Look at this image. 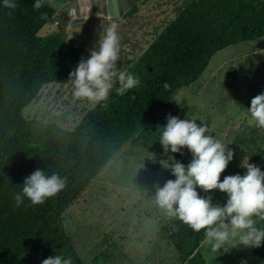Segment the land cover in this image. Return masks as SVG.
I'll return each instance as SVG.
<instances>
[{
  "label": "trees",
  "instance_id": "16d2710c",
  "mask_svg": "<svg viewBox=\"0 0 264 264\" xmlns=\"http://www.w3.org/2000/svg\"><path fill=\"white\" fill-rule=\"evenodd\" d=\"M10 2L16 7L0 0V264H42L55 255L84 264L64 226L66 210L156 109L173 111L176 92L195 83L217 52L264 37V0H189L127 69L140 84L119 96L115 83L107 102L89 110L73 130L28 120L22 112L45 85L70 81L83 49L39 35L54 15L43 0L40 9L33 8L35 0ZM252 99L239 100L249 108ZM172 156L187 165L182 151ZM36 169L57 173L66 186L43 204L25 197L17 207L14 196ZM165 232L187 264L206 263L198 250L204 230L177 220ZM250 249L264 260V242Z\"/></svg>",
  "mask_w": 264,
  "mask_h": 264
},
{
  "label": "rangeland",
  "instance_id": "374dc122",
  "mask_svg": "<svg viewBox=\"0 0 264 264\" xmlns=\"http://www.w3.org/2000/svg\"><path fill=\"white\" fill-rule=\"evenodd\" d=\"M54 11L40 36H54L82 47L87 59L99 37L116 23L120 38L119 71L127 69L149 48L189 0H133L118 17L107 14L79 16L61 14L74 0H43ZM115 84V83H114ZM232 91L235 97L229 96ZM71 81L45 85L36 101L23 109V116L73 130L97 104L73 96ZM264 93V37L217 52L202 76L174 95L173 111L156 109L151 118L125 143L90 185L69 206L64 226L84 264H187L168 239L165 229L177 219L167 218L155 203V191L175 177L160 161L173 156L159 143L166 117L194 119L209 128L233 151V159L221 174L243 175L241 164H255L264 172V129L248 122L247 107L239 100ZM188 164L191 153L182 150ZM213 204L223 206L227 196L219 190L204 193ZM226 244L225 250L232 246ZM213 252L206 239L199 252L205 264H264L250 247L238 245Z\"/></svg>",
  "mask_w": 264,
  "mask_h": 264
},
{
  "label": "clouds",
  "instance_id": "9594fccd",
  "mask_svg": "<svg viewBox=\"0 0 264 264\" xmlns=\"http://www.w3.org/2000/svg\"><path fill=\"white\" fill-rule=\"evenodd\" d=\"M4 5L16 7L10 0H4ZM42 6V0H35L34 9ZM117 27L112 23L99 37L89 57L81 59L69 73L74 98L99 104L107 102L114 83L118 82L116 94L119 96L140 84L139 77L117 69L120 52ZM164 88L168 89L169 85L165 83ZM247 112L249 124L264 129V93L251 100ZM166 120V125L158 127L162 130L159 143L164 153H178L187 148L192 159L187 165L173 158L171 162L160 161L162 168L170 170L175 179L156 188L157 206L167 218L177 219L195 232L204 230L213 252L225 250L224 246L232 241L236 242L231 247H261L264 228L257 225L264 222V172L243 160L241 166L246 169L243 175H228L221 181V174L233 159V151L210 134L207 126L194 119L169 115ZM65 186L66 179L57 173L45 175V171L36 169L24 179L22 192L14 196L16 206L19 207L25 197L33 205L43 204ZM197 188L206 194L213 190L225 193L226 203L213 204L211 197L201 196ZM42 264H72V258L55 255L44 259Z\"/></svg>",
  "mask_w": 264,
  "mask_h": 264
},
{
  "label": "water",
  "instance_id": "95a60500",
  "mask_svg": "<svg viewBox=\"0 0 264 264\" xmlns=\"http://www.w3.org/2000/svg\"><path fill=\"white\" fill-rule=\"evenodd\" d=\"M90 1L92 0H74L64 6L65 9H77L80 7L87 8L89 12ZM104 2V11L103 13L111 17H118L121 13L128 11L132 5L133 0H100Z\"/></svg>",
  "mask_w": 264,
  "mask_h": 264
},
{
  "label": "flooded vegetation",
  "instance_id": "af4514ba",
  "mask_svg": "<svg viewBox=\"0 0 264 264\" xmlns=\"http://www.w3.org/2000/svg\"><path fill=\"white\" fill-rule=\"evenodd\" d=\"M89 12L87 11L86 7H83L81 9L78 7L77 9H62L61 14H78L79 16H91V15H101L104 11V2L100 0H92L90 1V6H89Z\"/></svg>",
  "mask_w": 264,
  "mask_h": 264
},
{
  "label": "crops",
  "instance_id": "0c3cea01",
  "mask_svg": "<svg viewBox=\"0 0 264 264\" xmlns=\"http://www.w3.org/2000/svg\"><path fill=\"white\" fill-rule=\"evenodd\" d=\"M200 247V246H199ZM198 250H199V248H198Z\"/></svg>",
  "mask_w": 264,
  "mask_h": 264
}]
</instances>
